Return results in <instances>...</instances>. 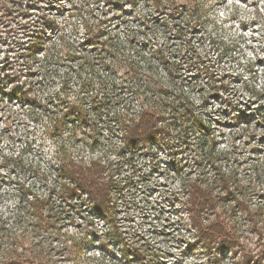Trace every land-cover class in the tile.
<instances>
[{
    "label": "clouds",
    "instance_id": "1",
    "mask_svg": "<svg viewBox=\"0 0 264 264\" xmlns=\"http://www.w3.org/2000/svg\"><path fill=\"white\" fill-rule=\"evenodd\" d=\"M0 264H264V0H0Z\"/></svg>",
    "mask_w": 264,
    "mask_h": 264
}]
</instances>
